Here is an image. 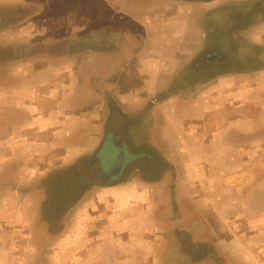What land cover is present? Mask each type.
I'll use <instances>...</instances> for the list:
<instances>
[{
	"label": "crops",
	"instance_id": "1",
	"mask_svg": "<svg viewBox=\"0 0 264 264\" xmlns=\"http://www.w3.org/2000/svg\"><path fill=\"white\" fill-rule=\"evenodd\" d=\"M36 5L39 11L27 10ZM217 5L231 7L221 27L209 19ZM50 6L56 11L49 15ZM5 40L20 49L2 68L11 81L0 85V102L11 101L19 118L11 133L26 140L8 148L24 151L26 169L32 150L45 168L51 160L71 170V182L87 183L77 196L103 210L108 243L120 246L128 235L136 246L166 239L185 246L193 232L207 231L202 220L194 227L197 202L206 213L210 195L215 214L235 213L238 190L264 181L253 175L264 150V0H0ZM252 53L260 62L232 66L239 71L216 75L202 67L211 55L237 61ZM220 61L216 68L224 69ZM97 158L110 174L113 164L123 165L116 179L96 184ZM218 190L231 196L223 201ZM167 220L166 236L149 234ZM246 223L264 240V215ZM241 230L218 243L226 253L239 252Z\"/></svg>",
	"mask_w": 264,
	"mask_h": 264
},
{
	"label": "rangeland",
	"instance_id": "2",
	"mask_svg": "<svg viewBox=\"0 0 264 264\" xmlns=\"http://www.w3.org/2000/svg\"><path fill=\"white\" fill-rule=\"evenodd\" d=\"M21 7L25 8L22 5ZM217 7L218 5L214 7L215 11L209 19L212 17L221 27V24H227L226 18L231 14V7L222 8L221 5L219 9ZM236 8L238 7L236 6ZM30 9L39 11L40 8L36 5L27 8V10ZM48 10L49 15L56 11L53 6H50ZM81 14H87V11L81 9ZM4 42L0 41V85L11 78V71L2 70L3 66L11 63L13 60L11 53L20 49V44L10 46L6 40ZM59 45L61 44L56 43L54 47H60ZM45 48L49 50L50 46L47 45ZM226 55L232 60L223 54L218 55L216 59L217 55L215 54L210 56V62L206 63L207 65L202 63V67L206 66L208 73L217 71L216 75H219L224 72L239 71L234 70L233 65L249 67L255 63L258 64L262 59L259 54L255 53L245 54L243 60L236 57L237 61L232 55ZM46 56L49 60H54L53 57L57 55L51 53ZM221 59L224 60V69L216 68ZM198 60L197 58V62ZM3 92L5 95L7 90L1 93ZM11 105V101L0 102V143L2 142L0 144V264H264V240L259 237L258 230L249 232L246 223V217L256 218L264 215V181H252V186L238 190L241 192L237 197H233L235 213H229V211L221 215L215 214L217 202L211 203L213 196L210 195L206 199L209 205L206 213L199 211L200 206L197 202L195 204L194 218L196 222L194 221V227L198 229L200 224L198 222L202 220L207 231L202 228V230H197L198 232H193L192 243L188 239L184 246V241L177 240L174 245L173 240L166 239L164 243L157 242L153 246H136L128 244L130 240L127 235L123 240L127 243H120V246H116L114 242L108 243L109 241L105 240L101 231L105 225L101 207L90 205L89 208L87 207L88 200L79 201L80 197L77 194L85 189L87 183L78 184L67 180L54 181L59 176L57 173L59 169L54 165L49 166L51 160L45 168L44 163L38 160V152L32 150H30L32 157L27 160L31 169H26L24 151L15 152L17 148L15 150L8 148L15 144L23 145L26 141L24 135L11 133V128L15 129V125L11 121L18 122L17 120H19L18 116L11 112ZM14 137L18 139L17 142ZM33 137L34 135H32ZM256 161L258 164L254 168L253 175L264 174V166H262L264 165L262 163L264 162V150L259 151ZM239 168L241 167H234L233 170L241 172L242 169ZM96 181L97 185L104 184L98 178ZM209 190L212 191V188ZM218 192L224 195L223 201L226 196H231L226 191L218 190ZM245 192L251 193L249 200L245 199L243 195ZM194 200L197 201V199ZM246 201H248L247 204H245ZM242 202L244 205H241ZM165 209V206L159 208L160 216ZM159 215L154 213V222L158 221ZM96 216L99 218L95 219ZM101 216L103 218H100ZM180 219L183 220L181 216ZM223 222H226L224 231L220 232L218 228L223 225ZM178 226L179 224H175V227ZM243 226L244 231L241 230V232H245V235L240 232L242 235L239 236V241L242 245L240 250L239 246L237 247L239 252H236L239 254H232L230 251L226 253L218 243L230 242L236 238L234 233H237ZM170 230L171 224L167 220L160 223L156 231H149V234L153 236L159 233L166 236ZM219 232L225 236H219ZM115 237L125 236L114 233L112 238ZM208 237L217 241L216 247L214 244L213 248L206 247V244L202 243ZM147 240L151 239L147 238ZM206 248H209L207 254H205Z\"/></svg>",
	"mask_w": 264,
	"mask_h": 264
},
{
	"label": "water",
	"instance_id": "3",
	"mask_svg": "<svg viewBox=\"0 0 264 264\" xmlns=\"http://www.w3.org/2000/svg\"><path fill=\"white\" fill-rule=\"evenodd\" d=\"M117 152H119L121 154L120 151H117ZM97 163L98 164L94 167V169H95L94 170V173H95L96 176H98V178H100L104 182L105 181L106 182L112 181L113 180L112 178L115 177L118 173H120L121 170H122V168H123L122 167L123 166L122 164H121L122 166L113 164V166L111 168L112 173L110 174V172H108V171H106V170L103 169V167L101 166V160L98 159V158H97Z\"/></svg>",
	"mask_w": 264,
	"mask_h": 264
},
{
	"label": "flooded vegetation",
	"instance_id": "4",
	"mask_svg": "<svg viewBox=\"0 0 264 264\" xmlns=\"http://www.w3.org/2000/svg\"><path fill=\"white\" fill-rule=\"evenodd\" d=\"M96 156L98 155V152L95 154ZM109 161V159L107 158H105L104 157V159H103V161ZM115 172V171H114ZM113 172V173H114ZM57 173H59L58 175V177L54 180V181H56V182H62V181H64V180H67V181H70L71 182V180H68V178L70 179L72 176H71V170H66V169H59L58 170V172ZM69 173H70V177H69ZM97 178H98V176H97ZM117 177L115 176V177H113L112 179H116ZM113 181V180H112ZM108 182H110V181H108ZM62 184V183H61Z\"/></svg>",
	"mask_w": 264,
	"mask_h": 264
}]
</instances>
